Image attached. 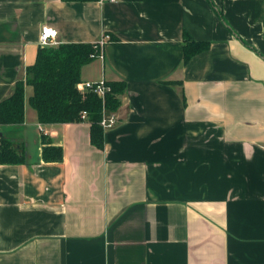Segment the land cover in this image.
<instances>
[{
	"label": "crops",
	"instance_id": "obj_1",
	"mask_svg": "<svg viewBox=\"0 0 264 264\" xmlns=\"http://www.w3.org/2000/svg\"><path fill=\"white\" fill-rule=\"evenodd\" d=\"M0 0V102L44 26L59 44L112 36L81 81L126 82L103 150L86 120L0 137V264H264V0ZM184 33L210 49L183 63ZM46 135L63 160L42 157Z\"/></svg>",
	"mask_w": 264,
	"mask_h": 264
},
{
	"label": "trees",
	"instance_id": "obj_2",
	"mask_svg": "<svg viewBox=\"0 0 264 264\" xmlns=\"http://www.w3.org/2000/svg\"><path fill=\"white\" fill-rule=\"evenodd\" d=\"M66 2H85L89 0H64ZM215 9L222 20L223 12ZM183 63L187 65L191 59L209 50L208 41H196L191 34L184 33ZM35 63L27 67L26 79L17 81L10 96L0 102V125L14 126L25 123V90L28 85L33 86L34 94L30 104L38 113L39 123L45 124H73L81 122L84 112L88 113L86 121L90 123V138L93 145L103 150L105 129L100 125L104 111L114 113L121 106V97L127 90L126 82L110 83L112 91L106 99L88 91L84 95L78 90L81 83L83 68L93 60L100 58L104 47L96 43L59 44L57 47H40ZM42 142L45 144L42 157L46 162H60L63 160L61 146L51 145L44 134ZM25 144L12 143L5 137H0V164H26Z\"/></svg>",
	"mask_w": 264,
	"mask_h": 264
},
{
	"label": "built area",
	"instance_id": "obj_3",
	"mask_svg": "<svg viewBox=\"0 0 264 264\" xmlns=\"http://www.w3.org/2000/svg\"><path fill=\"white\" fill-rule=\"evenodd\" d=\"M57 29L44 26L41 29L40 33V47H57L59 45L57 41ZM112 36L108 34H103V37L101 41L99 42L100 47H104L106 43L112 41ZM101 57H103V53L101 54ZM100 57V58H101ZM78 90L81 94H85L88 91H93L96 95L100 96L102 100L106 99V95L112 91V88L110 85H108V82L105 80H102V82H81L78 85ZM88 116L87 112H84L81 116L82 120H86ZM118 119L116 115L109 114L108 111H104L103 119L100 123L102 127H104L105 131L109 130L115 126H117Z\"/></svg>",
	"mask_w": 264,
	"mask_h": 264
}]
</instances>
